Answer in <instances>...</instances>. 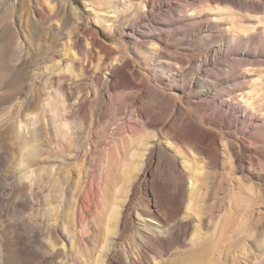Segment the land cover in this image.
I'll list each match as a JSON object with an SVG mask.
<instances>
[{"label": "rangeland", "instance_id": "rangeland-1", "mask_svg": "<svg viewBox=\"0 0 264 264\" xmlns=\"http://www.w3.org/2000/svg\"><path fill=\"white\" fill-rule=\"evenodd\" d=\"M52 1L51 15L0 2V264L263 255L264 82L255 111L244 97L264 71V34L250 30L264 0H127L117 21L95 19L100 0ZM65 25L77 62L60 58ZM182 119L190 144L162 130ZM138 121L147 148L114 227L107 156Z\"/></svg>", "mask_w": 264, "mask_h": 264}, {"label": "bare ground", "instance_id": "bare-ground-1", "mask_svg": "<svg viewBox=\"0 0 264 264\" xmlns=\"http://www.w3.org/2000/svg\"><path fill=\"white\" fill-rule=\"evenodd\" d=\"M13 1L14 0H0L1 3L4 2L7 4L12 3ZM128 2L129 1H127V0H100L97 4L99 7L98 8L99 12H92V13H93L95 19L103 17L107 21H112V20L117 21L119 16L122 13L128 12L129 10L132 9V5L130 6L128 4ZM34 3H37V9L38 10L41 9L49 15L53 14L52 10L54 8V1H52V0H34ZM118 6H119V8H118ZM113 13L117 14V16L116 17H110L109 15H111ZM104 14H107V16L104 17L103 16ZM257 21H258L257 24L260 26L256 27L255 26L256 23L253 22L254 26L250 30L256 31V30L260 29V30H262V32L264 34V17L259 18ZM13 24L16 25L15 22ZM20 25L23 26L24 23L20 21ZM261 25H262V28H261ZM66 27H67L66 25L62 28L59 27L58 33H57L60 35V38H59V40L61 41L60 45L61 44L63 45V49L60 51V53H61L60 58L64 59L65 61L77 62L79 60L77 58L76 51H77L78 45L82 44V39H81L80 35L74 30H70L68 32L64 31V30H66ZM228 27H230V25H228ZM228 30L232 31L231 29H228ZM84 34H86V32ZM87 46H89V43H87ZM94 53H95L94 50H89V58H87L85 60L87 62V64H89L90 61L92 60ZM124 66H125V68H129L130 64L125 63ZM63 72H64V70L61 69L60 73H63ZM71 72H72V70H71ZM252 78H256V77H252ZM263 82H264V71L261 72L260 75H258L257 78L254 80V82H252L250 84L251 90L244 97V99H246V102H247V103L245 102L247 107H249V109H251L252 111L256 110L255 105L257 104V99L260 95V92L263 91L262 90ZM138 101L139 100H135L134 104L138 105V103H139ZM141 112L145 113L146 115L153 114V112H151V111L144 112L142 110ZM146 118L148 119L149 117H146ZM228 121L231 122L230 119ZM262 121H264V120H262ZM185 122H186V120L182 119L180 127L177 126V128L174 129L173 126L166 125L162 128V130H167L169 135L174 134L175 136H177L180 139L187 140L186 143L190 144L191 142L194 141V136H193L192 131L188 130L186 128ZM142 126H143V123L140 121H138V124L136 126H132L131 127L132 131L130 132V137L123 136L120 139V140H122V143L120 144V145H122L121 148L118 147L119 145L116 146L110 153H108V156H107V165H109V166L107 167L106 173H109L111 175L113 172H116L117 173L116 175H118V177L120 178L119 183L116 185L114 184L115 187L111 186V188H106L105 192H103V194H102L103 195L102 200H103L104 208L105 209L107 208V210L109 211L113 207V210H112L111 216H110V221L114 227H116L119 224V220H120V209L119 208L122 207L123 203H125V197H126L125 195H127L126 192H128L127 188L133 183V180H134L133 175L135 174V172L137 170L139 171L141 169L140 167H138V165L135 166L138 162L140 163L142 158H143V154L140 151L141 150L144 151L147 148L146 147L147 144H146L145 140H143V136L140 135V132H139V130L142 128ZM117 130L119 132L120 129H117ZM246 137L253 139V137L250 135V133L249 134L246 133ZM218 150H219V147H218L217 141H214L213 142V151L218 152ZM203 151H204V153L208 152L205 149V147H203ZM138 152H140V153H138ZM138 158H140V159L138 160ZM115 162L117 163V165L113 166L112 164L113 163L115 164ZM195 173L196 172L191 171V181H192L191 183H192V185H194L195 182L197 181ZM200 183H201V181H200ZM93 191H95V190H93ZM103 191H104V189H103ZM90 195L93 197L92 200L94 203V199L96 198V192H92V194H90ZM90 199H91V197H90ZM79 200H82V199L79 198ZM95 202H96V199H95ZM98 202H101V200H99ZM91 205L89 207H91ZM105 215H106V213H105ZM104 224L106 225L107 228H109L108 222L106 223V221H105ZM98 232H99V234L102 232L101 231V225H99ZM104 240H105V242L110 241V238L105 237ZM253 259L254 258L252 256H247L246 262L244 263L242 261V259L235 254L232 257V262H233V264H242V262L244 264H264V254L261 255L260 257L256 258L254 261H253Z\"/></svg>", "mask_w": 264, "mask_h": 264}]
</instances>
